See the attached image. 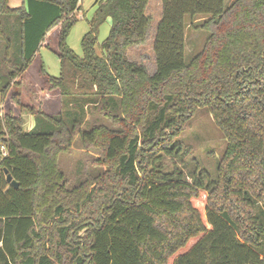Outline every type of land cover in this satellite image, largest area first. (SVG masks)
I'll return each mask as SVG.
<instances>
[{
  "label": "trees",
  "instance_id": "trees-1",
  "mask_svg": "<svg viewBox=\"0 0 264 264\" xmlns=\"http://www.w3.org/2000/svg\"><path fill=\"white\" fill-rule=\"evenodd\" d=\"M78 1L0 0V92L42 125L0 116V264H264V0H161L151 75L126 56L146 38L148 0L101 3L81 57L65 41ZM202 15L187 61L186 18ZM56 26L59 75L41 71L62 109L47 114L22 103L19 78ZM199 108L226 146L214 176L188 181L162 162L187 152L179 136ZM88 109L101 121L82 127ZM75 135L100 157L68 188L57 160Z\"/></svg>",
  "mask_w": 264,
  "mask_h": 264
},
{
  "label": "rangeland",
  "instance_id": "rangeland-1",
  "mask_svg": "<svg viewBox=\"0 0 264 264\" xmlns=\"http://www.w3.org/2000/svg\"><path fill=\"white\" fill-rule=\"evenodd\" d=\"M106 0H79V9L75 12L77 18L76 23L70 29L66 38V45L77 56H82L81 39L86 32L89 31L90 21L94 13L101 3ZM232 0H224L225 4H229ZM23 0H8L10 8H18ZM146 15L149 18V26L144 42L132 46L126 51L129 61L144 65L147 72L151 75L155 71L153 40L158 22L162 15L161 0H148L146 7ZM207 19V16H196L192 19L186 18L185 30V59L189 61L196 53H198L205 41L207 32L201 28V24ZM110 30V20H106L98 28L96 34L97 43H101L108 35ZM58 27L49 30L41 45L38 47L36 55L29 62L25 71L19 78L21 93V101L24 105L40 110L47 114H56L61 111L60 97L56 90L49 91L44 85V72L52 77L59 75V60L56 56ZM99 53V50H97ZM11 66L18 62V57L11 53ZM13 88H9L4 94L0 92V108L1 115L11 114L20 116L24 123L25 131H42V125L34 128V118L26 109L20 108L12 99ZM3 113V114H2ZM86 124L82 127L90 126L95 121H101L95 113L90 109L84 117ZM183 147L187 152L181 157H165L163 164L165 169L173 166L182 169L184 174L190 181V176L194 172H205L210 176L216 173L217 165L221 160L226 140L221 131L216 127L211 114L204 108H199L194 115L186 122L182 133L179 136ZM100 152L92 146L83 143L79 135L73 137L72 143L67 151L58 155V166L64 174L68 188L77 186L83 182L86 177L92 175L94 168L98 164ZM260 257L264 256V237L262 245L256 250Z\"/></svg>",
  "mask_w": 264,
  "mask_h": 264
},
{
  "label": "water",
  "instance_id": "water-1",
  "mask_svg": "<svg viewBox=\"0 0 264 264\" xmlns=\"http://www.w3.org/2000/svg\"><path fill=\"white\" fill-rule=\"evenodd\" d=\"M5 172H6V171H5ZM6 181H7V182H10L14 188L17 187V183L11 179V177H10L9 174L6 175Z\"/></svg>",
  "mask_w": 264,
  "mask_h": 264
},
{
  "label": "crops",
  "instance_id": "crops-1",
  "mask_svg": "<svg viewBox=\"0 0 264 264\" xmlns=\"http://www.w3.org/2000/svg\"><path fill=\"white\" fill-rule=\"evenodd\" d=\"M107 20H109V19H107ZM0 110H1V108H0ZM0 112H2V111H0ZM3 114V113H2Z\"/></svg>",
  "mask_w": 264,
  "mask_h": 264
}]
</instances>
